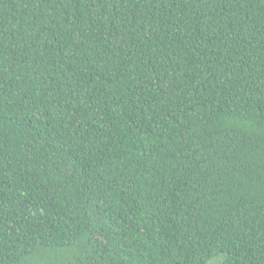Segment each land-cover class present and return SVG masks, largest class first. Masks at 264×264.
Segmentation results:
<instances>
[{
	"label": "trees",
	"instance_id": "trees-1",
	"mask_svg": "<svg viewBox=\"0 0 264 264\" xmlns=\"http://www.w3.org/2000/svg\"><path fill=\"white\" fill-rule=\"evenodd\" d=\"M264 264V0H0V264Z\"/></svg>",
	"mask_w": 264,
	"mask_h": 264
},
{
	"label": "rangeland",
	"instance_id": "rangeland-1",
	"mask_svg": "<svg viewBox=\"0 0 264 264\" xmlns=\"http://www.w3.org/2000/svg\"><path fill=\"white\" fill-rule=\"evenodd\" d=\"M222 261V255L211 259L207 264H219Z\"/></svg>",
	"mask_w": 264,
	"mask_h": 264
}]
</instances>
